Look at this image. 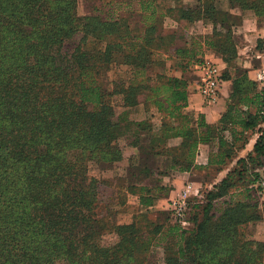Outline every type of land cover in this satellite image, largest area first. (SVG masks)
Returning <instances> with one entry per match:
<instances>
[{
    "label": "trees",
    "instance_id": "obj_1",
    "mask_svg": "<svg viewBox=\"0 0 264 264\" xmlns=\"http://www.w3.org/2000/svg\"><path fill=\"white\" fill-rule=\"evenodd\" d=\"M181 1L171 8L179 19L213 23L206 45L227 65L222 85L232 80L217 124L201 114L192 126L183 111L188 78L147 74L155 51H168L179 41L189 43L176 49L183 71L203 61L198 40L184 31L164 32L153 0L142 1L149 13L137 32L126 15L103 16L100 9L81 15L79 0H0V264H146L155 245L164 264H264V242L242 231L261 218L254 183L264 165V83L245 72L230 74L237 53L233 9L263 16L264 0H228L229 12L218 9L217 0L195 6ZM73 43L65 51V44ZM119 54L134 75L114 80L113 89L106 90L101 73L118 62ZM116 96L121 111H116ZM140 103L145 112L160 113L159 125L152 116L132 117L129 107ZM142 130L151 135L147 154L169 156L171 171L156 172L153 184L126 186L138 192L146 210L129 224L103 229L96 213L102 182L88 177L84 164L93 159L112 169L124 158L121 140L137 146ZM255 132L260 135L253 149L240 157ZM201 144L211 145L206 164L196 162ZM235 159L220 181L189 202L188 226L169 223L161 210L151 219L149 209L172 190L161 175L195 169L214 180ZM133 168L152 169L143 163L127 169L132 173ZM239 184L245 186L244 199L234 200L231 189ZM164 216L168 223L161 225Z\"/></svg>",
    "mask_w": 264,
    "mask_h": 264
},
{
    "label": "crops",
    "instance_id": "obj_2",
    "mask_svg": "<svg viewBox=\"0 0 264 264\" xmlns=\"http://www.w3.org/2000/svg\"><path fill=\"white\" fill-rule=\"evenodd\" d=\"M142 1L144 0H81V2H79V13L90 14L95 12L97 9H100V12H104L102 14L103 16L110 15L117 17L120 14L126 15L127 24L129 28L132 31L137 32L144 29L145 19L149 13L142 10ZM199 2L200 0H182L181 5L195 6L199 4ZM153 4L155 7L154 17L157 21H159V25L163 28L164 32L173 34L179 31H184L191 38H195L196 40H198L203 45V54L201 55V58L203 59L202 62H213L218 66L219 70L222 72V70L226 66L222 57L214 49L206 45L207 40L213 37V23L210 20L199 19L196 21H189L187 19H179L178 15L173 14V12L171 11V8L175 7L177 4L176 0H153ZM217 5L218 9L222 10L223 12L229 11V3L227 0H217ZM256 20L257 19L253 17L251 12H248L244 15L245 23H249L247 27L248 30H256V32L258 30L261 31V29H259V26L256 24ZM187 45H189V43L185 41H179L174 47L170 48L168 51H155L153 55L154 62L147 67V74H165L175 75L179 77L184 76L185 78H188L190 81L188 86V102L187 105L183 108V111L190 116L192 126H197L199 116L201 114L205 115L207 122L211 124H217L219 119L221 118V115L227 108V103L232 92V82L231 80H225L220 89L218 98L216 99L214 104L207 105L204 102L200 91L198 90V84L204 77V71L200 66L202 62H195L192 65V70L183 71L182 67L180 66L183 61L177 58L176 56V49L179 46ZM245 47H248V45L245 44ZM115 65L118 67H112L110 69L102 71L101 73V85L106 90H112L114 86V80L110 77H118L125 75L126 80L129 81L134 75L132 67L123 64L122 54H119L118 62ZM120 104L121 102L117 104V107L123 109ZM145 108L146 105L144 103L129 107L131 111L135 109L139 111H145ZM155 114L160 119V113L155 112ZM144 118L146 117L143 116L141 119ZM155 124L159 125L160 120L159 122L155 121ZM150 138L151 135L149 130H142L141 142L137 146L128 145L126 141L122 139L121 141H123L122 149L124 153V158L119 162L121 163L122 161H125L127 168L132 163L137 165L143 163L145 164V166L147 165L152 168L150 169L151 172H146V170L133 168L134 171L130 173L129 170L126 169L124 171V174H121L116 178L115 183L111 185L110 182L107 186L125 188L130 184H153L154 180L156 179V172L160 170H166L170 173L172 161L169 156L153 153L147 154V152H150ZM255 141L256 138L251 141L247 148L240 151L239 156L244 157L250 150H252ZM210 151V144H204V146L201 147L200 152L202 161H199L200 163H207ZM229 168L230 166L221 171L222 178L226 175ZM191 173H194V175H201L203 173V170H193L190 173L175 172L174 174H169L172 175L171 177L167 175H161L160 177L162 178V182L173 184V186L171 190V195H169V197L167 198H162L160 200L165 201L173 199L177 196H181L182 190H186V188H194L195 190L199 191L200 181L198 179L196 180L197 182H195L196 187H194L192 184H186V182L193 180V175H191ZM127 175L131 177L127 178ZM131 179L133 180L132 183H126V181Z\"/></svg>",
    "mask_w": 264,
    "mask_h": 264
},
{
    "label": "rangeland",
    "instance_id": "obj_3",
    "mask_svg": "<svg viewBox=\"0 0 264 264\" xmlns=\"http://www.w3.org/2000/svg\"><path fill=\"white\" fill-rule=\"evenodd\" d=\"M79 2H81V0H79ZM216 6L218 7L217 1H216ZM229 10H230V5H229ZM233 12H235L234 15L237 16L235 20L238 23L234 25V32L236 33L235 42H236L237 53L234 59V66L230 67L231 73L230 72L229 73L234 76L238 71L245 72L250 80L255 81L256 83L261 85L262 81L259 78V74L264 70V15L258 16L253 10H248V9L242 10L240 9V7L237 6L233 9ZM248 12H251L253 17L257 19L256 24L259 26V29H261V31L258 30L256 32V30L247 29L249 23L247 24L245 23L244 15L247 14ZM81 15H85V14H81ZM74 44L75 43L65 44V51L67 48L74 47ZM245 44H247L248 47H245ZM21 60L22 59H19V61ZM112 67L116 68L118 66L113 65ZM223 70L221 72L222 74H223ZM118 77H110V78H113V80L115 81H119V79L122 81L126 80L125 75ZM114 101L116 104H118L119 96H116L114 98ZM121 110L122 109L118 107L116 108V111H121ZM155 112H157L155 109H152L149 113L135 109L132 110V117L135 119H141L143 116L144 117L152 116L154 118V122L155 121L159 122L160 119L159 117H157ZM262 129L264 131V123L262 125ZM258 135H260V133L255 132L252 134L250 142L246 145V148L249 146L251 141H253V139L258 137ZM122 144L123 141H121V145ZM203 146L204 144H201L199 147L196 158L197 163H200L199 161H202L200 150L201 147ZM44 148L45 150H47L48 146L44 145ZM247 154L245 156H247ZM102 164L103 163H95L93 159L86 161L84 164L87 170H89L88 177L90 176L97 178L102 182V184L98 188V204L96 207V213L98 214V218L100 219V225L104 229L105 227H111L113 224H129L135 219V216L138 213H140V211H145L146 207L140 204L138 198L139 197L138 192L135 193L131 192V190L127 187L117 188L113 186H107L108 184H106L108 182H111L112 185L113 183L116 182V178L118 176L124 174V171L127 169L125 161H122L121 163L120 162L115 163L112 169L106 168L107 164H103L104 166H102ZM235 164H236V159L230 165L231 168H229L228 171H230L232 169V166ZM259 170L261 173L260 178L254 183L255 187L257 188L256 193L258 199L254 196L253 197L259 203V208L257 209V211L259 210V215H261V218L244 224L242 226V231L245 233L247 238L254 239L259 242H264V195L261 193L262 191L261 183L262 181H264V165L261 166ZM187 172L190 173L191 171H187ZM191 175H193L192 178L193 180L186 182V184L187 185L192 184L194 187H196L195 182H197L196 180L198 179L200 181V183L198 182L199 190H203V191L205 189L207 190L211 188L214 183H217L222 179L221 171L217 173L214 180L210 179L209 177L208 178L205 177L206 171H203L201 175L199 174L194 175V173H191ZM167 176L171 177L172 175L168 174ZM163 184H166L167 186H173V184L170 183H163ZM242 185L243 184H239L238 189L236 188L231 189L234 200L244 199L245 186ZM252 186L253 185H250L249 188ZM255 187L253 186V188ZM197 193H198L197 190H195L194 188L193 189L186 188V190H182L181 196H177L173 199L165 200V201H161L159 199L156 202L155 206L149 209L148 212L149 216L151 217V219H156L157 211L159 210L165 211L167 217H169L170 219L169 223L179 222L182 225L183 224L182 220L185 219V221H187L186 217L188 215V211L190 208L189 202L192 200L194 196H196ZM169 195H171V190ZM182 200L185 201V204L181 202ZM221 206H224V204H222ZM181 214L183 215L181 216ZM158 222L161 225H166V223H168V221H166L165 216L162 217L160 220H158ZM185 225L188 226V222ZM107 237H110V235L108 234ZM146 264H164L163 251L159 246L155 245L152 247L151 251L147 254Z\"/></svg>",
    "mask_w": 264,
    "mask_h": 264
},
{
    "label": "built area",
    "instance_id": "obj_4",
    "mask_svg": "<svg viewBox=\"0 0 264 264\" xmlns=\"http://www.w3.org/2000/svg\"><path fill=\"white\" fill-rule=\"evenodd\" d=\"M201 68L204 71V77L198 84V90L202 95L204 102L207 105H212L218 98L220 93V89L222 87L221 80V71L218 66L213 62H202ZM259 78L264 83V70L260 72ZM262 191L261 193L264 195V181L261 183ZM198 192V191H197ZM182 203L185 204V201L182 200ZM183 214H181L182 216ZM183 225L187 224V221L182 220Z\"/></svg>",
    "mask_w": 264,
    "mask_h": 264
}]
</instances>
